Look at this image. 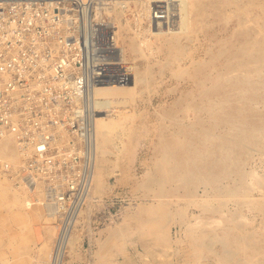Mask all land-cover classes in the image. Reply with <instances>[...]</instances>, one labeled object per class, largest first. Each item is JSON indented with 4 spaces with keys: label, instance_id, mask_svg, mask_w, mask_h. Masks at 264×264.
<instances>
[{
    "label": "rangeland",
    "instance_id": "374dc122",
    "mask_svg": "<svg viewBox=\"0 0 264 264\" xmlns=\"http://www.w3.org/2000/svg\"><path fill=\"white\" fill-rule=\"evenodd\" d=\"M112 1L119 0H105V7ZM134 1L124 0L123 3H127L130 9L124 17L131 20V26L136 30L138 15ZM200 1L209 7L201 12L205 17L192 34L199 41L183 37V45L191 47L200 42L207 47L206 39L209 36L217 34L223 38L239 28H250L264 34V0ZM114 9L110 13L108 11L109 18L113 16ZM167 15L173 22H168L166 29L178 18L172 13ZM199 17L200 14H197L195 19ZM145 20V17L141 20L143 27H147ZM151 21L155 24L154 20ZM259 55L255 53L254 56ZM127 62H131V57L127 58ZM136 65L140 66L141 61H136ZM152 70L145 90L135 87L132 97L128 98L122 109L129 115L132 113L130 119L120 120L118 128L108 134L103 175L98 179L101 187L99 195L91 193V198L94 197L90 204L81 210L63 235V264H263L262 255L257 253L250 258L252 251L247 247H244L247 250L236 249L230 244L227 235H236L245 244L260 233V226L264 224V200H261L264 197L261 191L264 190V180L260 178L264 175V143L242 147L245 169L250 174L241 183L227 170L219 184V195L209 197H202V190L206 186L196 183L198 187L194 192L177 199L180 207L175 204L153 207L150 215L156 217L154 214L157 212L159 218L157 222H151L154 223L152 226L144 223L149 214L136 213L139 207L149 206L155 200L153 191L157 186L154 182L159 178V160L152 142L155 110L169 106L171 102V99H165L167 103L159 100L157 94L168 90L175 83L170 78L169 69L159 72V68L153 66ZM255 80L261 82L260 77H255ZM252 107L260 110L264 106L257 102ZM260 141L264 142V138ZM175 186L179 184L165 185L166 188ZM185 206L187 214L183 217H161L171 209L174 214L181 213ZM33 207L39 208L38 216L29 223H20L21 219L17 218L14 210L5 213L0 208V217L4 221L0 225V264H52L57 245H61V242H57L60 240V227L51 218L47 223V216L40 206ZM51 227L53 234L47 237L45 230ZM240 234L245 235V239ZM44 243L45 248L42 247Z\"/></svg>",
    "mask_w": 264,
    "mask_h": 264
},
{
    "label": "bare ground",
    "instance_id": "6f19581e",
    "mask_svg": "<svg viewBox=\"0 0 264 264\" xmlns=\"http://www.w3.org/2000/svg\"><path fill=\"white\" fill-rule=\"evenodd\" d=\"M133 4L138 15L136 30L131 26V20L124 17L127 12L125 10L114 9L113 16L109 18L114 23V35L122 55L125 61L131 57V62H127L128 75L123 83L107 84L95 89V98L99 101L94 123V148L97 156L91 193L98 194L101 189L98 179L103 175L108 134L118 128L120 120L126 121L132 115L122 109L128 98L132 97L133 89L139 87L142 91L145 90L148 86L147 79L153 74V66H157L159 72L169 69L170 78L175 83L157 95L159 100L171 99V102L169 106H161L159 110H155V132L152 135L153 150L159 160V178L154 182L157 187L153 191L155 200L149 206L136 210L137 214H149L144 223L152 226L154 223L151 222H157L159 218L157 212H154L156 217L150 215L153 207L174 204L180 207L177 199L194 192L198 187L196 183L206 186L202 190V197H209L219 195V184L227 170L234 174L239 183L249 176L241 153L242 147L246 144L264 143L260 141L264 138V107L260 110L252 107L257 102L264 106V34L250 28H239L223 38H219L217 34L209 36L206 39L207 47L200 42L199 45L187 47L183 45L182 38L199 41L192 34L202 24L205 14L201 12L208 5L200 0H150L154 10L163 4L166 13L178 15L173 25L166 29L165 26L158 28L151 23L154 18L152 16L150 19V5L147 2L137 3L135 0ZM197 14H200L199 19H195ZM143 17L150 21L147 27L141 24ZM255 53L260 55L256 57ZM136 61H141V65H136ZM255 77H260L261 82L254 81ZM150 104L153 107L152 99ZM0 157L12 166L15 175L19 172L21 158L13 146V137H6L0 143ZM260 178L263 181L264 175ZM176 183L179 186L165 187ZM237 186L239 188L240 184ZM261 191L264 192L263 189ZM209 193L212 195H208ZM0 208L5 213L14 210L17 218L21 219L20 223H29L28 221L38 216L39 210L32 206L25 190L13 185L11 178H0ZM183 209L177 214L172 213V209L168 210L161 217H183L187 214V206ZM0 218L1 225L4 221ZM49 220L46 217L47 223ZM45 233L47 237H51L52 227L46 228ZM227 236L236 249L247 247L252 251L250 258L258 253L264 261L263 223L260 233L254 235V239L251 236V242L243 244V239L240 240L236 235ZM64 241L65 238L57 241L61 245L56 246L52 264H63L64 251L61 246L65 244ZM68 244L70 240L67 246ZM42 247L45 248L46 244Z\"/></svg>",
    "mask_w": 264,
    "mask_h": 264
},
{
    "label": "built area",
    "instance_id": "2783aa9c",
    "mask_svg": "<svg viewBox=\"0 0 264 264\" xmlns=\"http://www.w3.org/2000/svg\"><path fill=\"white\" fill-rule=\"evenodd\" d=\"M123 1L0 0V143L13 137L21 158L15 175L0 157V178L58 224V239L92 199L95 89L128 75L108 16L128 11ZM162 5L149 8L158 28L173 22Z\"/></svg>",
    "mask_w": 264,
    "mask_h": 264
}]
</instances>
